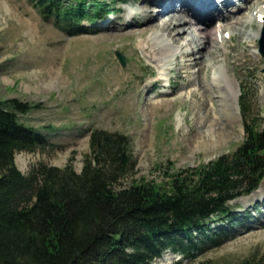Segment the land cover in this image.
<instances>
[{
  "label": "rangeland",
  "instance_id": "rangeland-1",
  "mask_svg": "<svg viewBox=\"0 0 264 264\" xmlns=\"http://www.w3.org/2000/svg\"><path fill=\"white\" fill-rule=\"evenodd\" d=\"M122 1L126 3L110 1L103 20L93 27L85 23L84 30L72 36L45 20L31 0H0V100L35 106L19 119L53 144L17 153L23 173L40 163L71 165L80 173L91 154L94 130L131 138L136 168L125 184L141 178L161 182L172 168L208 164L233 154L245 139L240 105L245 86L250 113L264 125V56L259 44L263 40L264 46V26L246 20L264 11V0H228L227 5L222 0H182L191 10L184 12L185 18L208 26L212 49L220 51L215 60L206 56L202 69L193 63L188 70L183 53L195 48L193 40L203 42L200 32L192 30L178 43L161 29L144 32L145 19L158 7L143 9L148 0ZM221 12L227 15L222 20L226 25L217 38L220 22L215 15ZM116 51L127 57L125 67ZM234 96L239 97L241 119L233 122L229 111L237 108ZM161 101H167L161 108L148 104ZM263 184L254 195L230 203L231 219L238 220L226 242L185 255L170 249L152 264H248L264 258V197L256 194ZM218 226L212 224L213 231Z\"/></svg>",
  "mask_w": 264,
  "mask_h": 264
},
{
  "label": "trees",
  "instance_id": "trees-1",
  "mask_svg": "<svg viewBox=\"0 0 264 264\" xmlns=\"http://www.w3.org/2000/svg\"><path fill=\"white\" fill-rule=\"evenodd\" d=\"M31 1L45 20L72 36L85 22L96 25L109 5ZM247 93L245 86V139L233 154L196 168H172L161 182L128 184L136 168L131 138L104 130L91 132V154L80 173L44 163L23 173L17 153L53 144L19 119L35 106L0 100V264H152L168 249L185 255L226 242L238 220L231 219L230 203L264 180V125L250 113ZM248 264H264V258Z\"/></svg>",
  "mask_w": 264,
  "mask_h": 264
},
{
  "label": "bare ground",
  "instance_id": "bare-ground-1",
  "mask_svg": "<svg viewBox=\"0 0 264 264\" xmlns=\"http://www.w3.org/2000/svg\"><path fill=\"white\" fill-rule=\"evenodd\" d=\"M204 1L205 0H203V1L201 0V1H199V3L204 2ZM176 4H178V5H176ZM188 4L189 3L182 1V0H156V1L148 0V1H145V3L143 4L144 5L143 9H152L153 7H156V8L158 7L159 10H158V12H152L151 14H149V16H147V18L145 19V21L143 23L145 25V28L143 30H144V32L145 31L151 32L153 29H158V30L161 29L162 32H165V33L167 32L168 35L170 37H172V39H174L177 43L179 42V40L182 37L185 38V36H187V38H188L191 35L190 31L198 30L200 32L199 35L201 37L199 41L202 40L203 42L200 43L198 41L193 40V42L196 43L195 48L192 49L191 51H187V52L183 53L184 54L183 57H185V59H186V64L184 66V69L185 70L191 69L193 67V63H195V65L200 66V69H202V67L205 63V61H204L205 57L211 56L210 58L212 60H215L216 54L220 51L219 50L215 51L212 49L213 43H214V38L212 37V31H211V29H209L208 26L201 28V27L195 25V21L190 16H189V18H185L186 16L184 15V12H186V11L191 12ZM221 4L227 5V4H229V1L228 0H222ZM219 5H220V3H219ZM169 11H171L172 13H167ZM188 12H186V13H188ZM259 14L264 15V11L257 12L256 16H258ZM131 15H133V14H131ZM131 15H130V17H131ZM215 16L219 20V21L218 20L217 21L220 22V25L216 27V37L218 38L220 31L226 25L223 23L222 20L226 19L227 15H225L221 12V13H217ZM238 16H236V17H238ZM183 20H184V22H182ZM237 20H236V22H237ZM239 20L241 21V19H239ZM246 20L247 21L249 20L251 22L252 18L247 17ZM235 30L236 29H234L233 32ZM225 31H227V30H225ZM229 34H230L229 39H232L233 36L231 35L230 32H229ZM225 41H226L225 38H222L223 44L225 43ZM166 52L168 53V49ZM229 55L225 54V57L228 58ZM217 56H219V55H217ZM196 80H198L197 83L199 85V83L201 81L199 80V78H197ZM164 81H167V80H164ZM168 84L169 83L167 82V86H168ZM164 85H166V83H164ZM209 85L211 86V84H209ZM214 87H215V85H214ZM234 97H235V104H236L237 108L235 110L230 108V111H229L231 121H233V122L239 121V119H241V114H240V111H239L238 105H237V100H239V97H237V96H234ZM166 103H167V101H161L159 103L150 102L148 104L150 106L154 105L156 108H161ZM199 104H203V103L200 102ZM228 106H230V104ZM228 108L229 107H227V109ZM256 194L258 196L264 197V184L262 185V188Z\"/></svg>",
  "mask_w": 264,
  "mask_h": 264
},
{
  "label": "water",
  "instance_id": "water-1",
  "mask_svg": "<svg viewBox=\"0 0 264 264\" xmlns=\"http://www.w3.org/2000/svg\"><path fill=\"white\" fill-rule=\"evenodd\" d=\"M262 45H263V40L260 41V48H261L260 50H261V53L264 56V46H262ZM116 55H117L118 59L120 60L122 66H125L126 65V61H127L125 56L119 51L116 52Z\"/></svg>",
  "mask_w": 264,
  "mask_h": 264
}]
</instances>
